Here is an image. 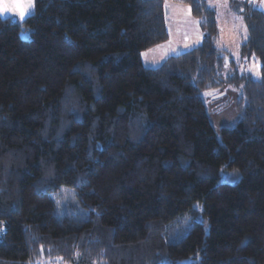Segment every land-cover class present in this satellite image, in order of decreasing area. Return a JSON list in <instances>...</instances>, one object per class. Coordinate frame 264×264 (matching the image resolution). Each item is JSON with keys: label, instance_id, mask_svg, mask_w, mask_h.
I'll list each match as a JSON object with an SVG mask.
<instances>
[{"label": "trees", "instance_id": "trees-1", "mask_svg": "<svg viewBox=\"0 0 264 264\" xmlns=\"http://www.w3.org/2000/svg\"><path fill=\"white\" fill-rule=\"evenodd\" d=\"M165 1L203 36L147 66L141 52L168 38ZM236 2L239 60L264 64V12ZM33 3L21 21L0 16V264H264V66L224 72L215 9ZM226 88L237 117L215 127Z\"/></svg>", "mask_w": 264, "mask_h": 264}, {"label": "rangeland", "instance_id": "rangeland-1", "mask_svg": "<svg viewBox=\"0 0 264 264\" xmlns=\"http://www.w3.org/2000/svg\"><path fill=\"white\" fill-rule=\"evenodd\" d=\"M210 3V0H207ZM230 0H211V3L215 4L214 7L216 11V19L219 28V47L225 49L230 58L234 61V65L228 64L224 68V72L228 73L231 70V67L236 66L237 69L242 72H248L254 79L259 77L255 75L254 72H249V65L253 63V58L248 64H245L239 60V45L245 37V30L243 26H246L244 19L239 20L237 17H243L241 11L236 12L229 5ZM236 5L241 3V0H236ZM259 4L260 0H256ZM27 0H0V6L4 4L15 5V4H25ZM184 5L172 2L165 1L164 11L166 18V26L168 31V38L162 43H159L161 47L154 46L152 48L146 49L141 52L142 62L146 65H157L161 63L165 58L171 55H175L181 52H185L200 43L203 36V31L201 30L200 23L197 24L195 21H198L194 16L187 17L185 16ZM186 6V5H185ZM172 9H171V8ZM258 8V7H256ZM260 9V8H258ZM261 10V9H260ZM264 12V10H261ZM33 12V8L26 15H30ZM1 17H11L16 21H21L22 19L15 12L3 13L0 14ZM25 16V17H26ZM24 17V18H25ZM23 18V19H24ZM20 35L23 38H28L29 34L27 31H21ZM187 37V39L185 38ZM198 41V43H196ZM188 47H185V46ZM151 49V51H149ZM227 93L232 97L231 102H227L224 106L221 105L219 111H210L209 119L213 126L218 127L221 124H231L237 117V110L234 104V100L238 95V90L226 88ZM239 174L235 171H226L224 173V179L229 181H235L238 178ZM68 189L62 187L58 194L55 196V202L59 209L64 208L69 204Z\"/></svg>", "mask_w": 264, "mask_h": 264}, {"label": "snow or ice", "instance_id": "snow-or-ice-1", "mask_svg": "<svg viewBox=\"0 0 264 264\" xmlns=\"http://www.w3.org/2000/svg\"><path fill=\"white\" fill-rule=\"evenodd\" d=\"M226 3V0H225ZM249 3H251L254 7H258L261 10H264V0H260L259 4H257L256 0H249ZM34 7V3L33 0H27V3L25 4H15V5H8V4H4L3 6H0V14L3 13H9V12H15L18 13V15L20 16L21 19H23L30 11L31 9ZM209 7L210 8H214L216 7L215 4L209 3ZM242 11V9H241ZM191 14V10L189 9V15ZM237 19L239 20H243V17H237ZM201 21H195V23L199 24ZM245 33L247 32V28L246 26H243ZM187 39V37H185ZM245 39H247V36H245ZM198 43V41L196 42ZM195 46V44L193 45V47ZM157 47H161L160 45H157ZM185 47H188L187 45ZM151 51V49L149 50ZM247 59V58H245ZM227 66V64L225 65ZM264 66V64H262L255 56H253V63L251 65H249L248 71L249 72H254L256 76H260L261 72L260 69L261 67Z\"/></svg>", "mask_w": 264, "mask_h": 264}, {"label": "crops", "instance_id": "crops-1", "mask_svg": "<svg viewBox=\"0 0 264 264\" xmlns=\"http://www.w3.org/2000/svg\"><path fill=\"white\" fill-rule=\"evenodd\" d=\"M206 2H207V4L209 5V1H207L206 0ZM184 8V11H185V16H187V17H190L191 16V14L189 15V8L187 7V6H183ZM171 8V7H170ZM172 9V8H171ZM142 61H143V59H142ZM144 63V62H143ZM146 65V64H145ZM158 65V64H157ZM147 66H151V65H147ZM155 66V65H154Z\"/></svg>", "mask_w": 264, "mask_h": 264}, {"label": "water", "instance_id": "water-1", "mask_svg": "<svg viewBox=\"0 0 264 264\" xmlns=\"http://www.w3.org/2000/svg\"><path fill=\"white\" fill-rule=\"evenodd\" d=\"M224 93H225V92L222 91V92H220V93L214 95L212 98H218V97H221L222 95H224Z\"/></svg>", "mask_w": 264, "mask_h": 264}]
</instances>
